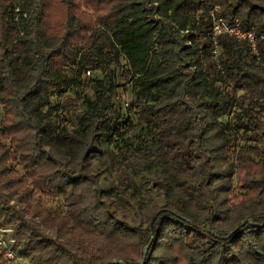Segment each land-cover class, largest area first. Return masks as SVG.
Masks as SVG:
<instances>
[{"label":"trees","instance_id":"1","mask_svg":"<svg viewBox=\"0 0 264 264\" xmlns=\"http://www.w3.org/2000/svg\"><path fill=\"white\" fill-rule=\"evenodd\" d=\"M216 8L264 34V0H0V219L42 264H264V39L215 54ZM103 142L121 194L157 168L147 226L88 165Z\"/></svg>","mask_w":264,"mask_h":264},{"label":"rangeland","instance_id":"2","mask_svg":"<svg viewBox=\"0 0 264 264\" xmlns=\"http://www.w3.org/2000/svg\"><path fill=\"white\" fill-rule=\"evenodd\" d=\"M88 91L91 93L90 90ZM70 93H74V90H71ZM129 98V94H126L125 102H128ZM52 99L54 102L61 100L57 95L52 96ZM127 105L126 103L125 106L127 107ZM3 113L0 107V117L3 116ZM136 132L134 131L130 135L132 136ZM250 142H252L251 138H246L241 141V144L246 145ZM98 148L99 151L92 154L88 165L100 173L101 189L115 200L116 212L120 218L133 226H147L148 220L155 212L154 208L166 204L164 195L157 187H154L153 180L156 177L157 168L153 167L149 172H142L128 164L127 169L133 176L136 186L129 191L128 195L121 194L118 191V186L123 182V177L110 162L114 146L103 142ZM9 192V189L2 184L0 178V194ZM15 198V195L10 198V204H16L19 207L20 203H17ZM47 200L52 201L48 202ZM43 205L47 209L58 211L66 208L62 197L56 198L50 195L43 197ZM0 264H42L40 255L27 251L25 241H21L17 237L16 228L6 225L3 219H0Z\"/></svg>","mask_w":264,"mask_h":264},{"label":"built area","instance_id":"3","mask_svg":"<svg viewBox=\"0 0 264 264\" xmlns=\"http://www.w3.org/2000/svg\"><path fill=\"white\" fill-rule=\"evenodd\" d=\"M212 13V39L214 41L213 52L218 54L220 52V45L218 38L222 34H229L241 41H247L252 51L259 56L260 41L264 39V34L259 36L253 29L244 28L239 18L229 21L226 18L219 16L215 11Z\"/></svg>","mask_w":264,"mask_h":264},{"label":"water","instance_id":"4","mask_svg":"<svg viewBox=\"0 0 264 264\" xmlns=\"http://www.w3.org/2000/svg\"><path fill=\"white\" fill-rule=\"evenodd\" d=\"M152 242V241H151ZM150 245V244H149ZM149 245H147L146 246V248H145V255L147 254V250H148V248H149Z\"/></svg>","mask_w":264,"mask_h":264}]
</instances>
